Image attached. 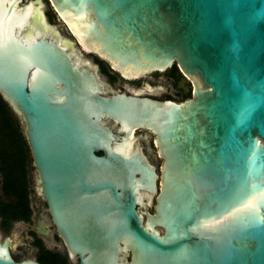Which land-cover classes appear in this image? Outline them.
Wrapping results in <instances>:
<instances>
[{"label":"water","instance_id":"obj_1","mask_svg":"<svg viewBox=\"0 0 264 264\" xmlns=\"http://www.w3.org/2000/svg\"><path fill=\"white\" fill-rule=\"evenodd\" d=\"M47 1L77 45L41 0H0V95L69 257L264 264V0ZM82 52L128 80L176 65L193 97L114 93Z\"/></svg>","mask_w":264,"mask_h":264},{"label":"flooded vegetation","instance_id":"obj_2","mask_svg":"<svg viewBox=\"0 0 264 264\" xmlns=\"http://www.w3.org/2000/svg\"><path fill=\"white\" fill-rule=\"evenodd\" d=\"M46 16L49 22V13L46 14ZM96 67L99 77L100 74H103L107 78V81H102L114 93L120 92L129 95L132 93H137L141 94V96L148 97L155 101L162 102L165 100H170L175 103H181L186 99H190L193 97L191 80L183 75L177 67L176 70L171 67L162 73L148 74L136 80H128L124 78L120 73L114 72L106 62L102 60L99 61V59L96 62ZM162 75H165V78L162 82L156 84L155 82L147 81L143 83L142 87H140V83L143 82L142 79L151 76L160 77ZM117 79L120 80V84L115 88L113 87V85L116 83ZM133 135L135 137L140 135L143 137L146 136V138L150 140V143L148 145L146 139H138L136 143H134V146L138 145L144 152L145 156H148V161L155 166V164L157 163L154 158L157 157V155L156 147L154 144V135L146 129L134 130ZM148 146H150V148L153 150L152 153L149 152ZM160 166L158 168L155 167L157 174H159L160 172ZM6 200L7 199H4V201ZM39 205H43L46 207V204L40 199L37 200L34 205L30 200V207L31 210H33V213L29 223L22 222L25 226L26 231L22 232L21 238L14 239L12 237H9L7 233H4L0 226V243H9L7 247L8 252L16 262L32 259L41 264L38 259V254L41 250H45L51 253L55 252L61 254L66 259L67 264H77L79 262L78 259H71L67 254L65 245L56 232L48 211L46 215L47 217H49L52 223V227L46 225V223L44 222L41 215V209H39ZM150 211H154L153 205L150 206ZM58 245L62 247V251H59L55 248V246ZM25 255H28L30 259H28L27 257L24 258Z\"/></svg>","mask_w":264,"mask_h":264},{"label":"trees","instance_id":"obj_3","mask_svg":"<svg viewBox=\"0 0 264 264\" xmlns=\"http://www.w3.org/2000/svg\"><path fill=\"white\" fill-rule=\"evenodd\" d=\"M172 68L176 70V65ZM31 167L29 148L19 120L0 95V226L4 232L10 230L14 222L29 223L31 220L28 176ZM38 255L41 264H67L66 259L55 252L41 250Z\"/></svg>","mask_w":264,"mask_h":264},{"label":"rangeland","instance_id":"obj_4","mask_svg":"<svg viewBox=\"0 0 264 264\" xmlns=\"http://www.w3.org/2000/svg\"><path fill=\"white\" fill-rule=\"evenodd\" d=\"M41 2L44 4V6H46L45 9H44V15L46 16V14L49 13V19H50L49 24L53 28H55L58 31L59 34H65V39L66 40L76 44L75 43V39L73 38V36L71 34L68 33L67 29L64 27L63 23L59 20L58 16L54 12L53 8L48 3V1L47 0H41ZM46 18H47V16H46ZM82 55H83V58H86L88 60L94 61V65L96 66V62H97L98 59H97V57L95 55H88V54H86L84 52H82ZM100 77H101V80L107 81V78L103 74H100ZM164 78H165V75H162L160 77H155V76L146 77V78L142 79L143 82L140 83L141 84L140 87H142L143 83L147 82V81L155 82L156 84H158L159 82H162ZM119 84H120V80L117 79V81L113 85V87L116 88ZM19 127H20L21 131L23 132L24 128H23V125H22L20 120H19ZM154 159H155V161L157 163V168H158L161 165L162 161L160 159H158L157 157H155ZM28 176H29L30 187H31L30 200H31V203L34 205L36 203V201L39 200V197L37 195V191H36V187H35L37 175H36V172H35L33 166L30 168ZM0 182H1V175H0ZM0 192H1V190H0ZM39 209H41V215H42V218H43L44 222L46 223V225L52 227V223H51L49 217H47V215H46V213H47L46 207L43 206V205H39ZM25 231H26V229H25V226L23 225L22 222H14L12 224L10 230H8L7 232H4V233H7V235L9 237H12V238L16 239V238H21L22 232H25ZM55 248L57 250H59V251H62V247L60 245L55 246ZM26 257L28 259H30V257L28 255L24 256V258H26Z\"/></svg>","mask_w":264,"mask_h":264}]
</instances>
